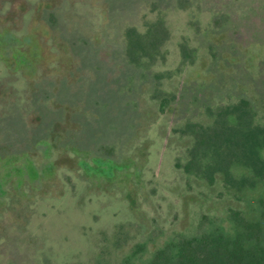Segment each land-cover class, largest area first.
I'll return each mask as SVG.
<instances>
[{"label": "rangeland", "instance_id": "rangeland-1", "mask_svg": "<svg viewBox=\"0 0 264 264\" xmlns=\"http://www.w3.org/2000/svg\"><path fill=\"white\" fill-rule=\"evenodd\" d=\"M240 100L264 127V0H0V264H148L259 213L215 124Z\"/></svg>", "mask_w": 264, "mask_h": 264}, {"label": "trees", "instance_id": "trees-1", "mask_svg": "<svg viewBox=\"0 0 264 264\" xmlns=\"http://www.w3.org/2000/svg\"><path fill=\"white\" fill-rule=\"evenodd\" d=\"M163 106L161 104V110ZM215 124L238 147L239 152L231 156L235 160L241 159L244 167L250 169L252 187H264V127L251 124L248 102L240 100L225 106L216 116ZM193 162L184 165L185 171L195 164ZM176 165L180 167V164ZM239 179L242 187L245 186L248 178L242 175ZM252 200L258 202L259 213L243 208L230 209L227 227L214 224L198 236L168 243L155 252L148 264H264V198ZM130 262L131 256L123 264Z\"/></svg>", "mask_w": 264, "mask_h": 264}]
</instances>
